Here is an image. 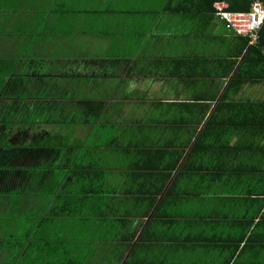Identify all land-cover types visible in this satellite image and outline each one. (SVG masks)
<instances>
[{
	"label": "crops",
	"instance_id": "crops-1",
	"mask_svg": "<svg viewBox=\"0 0 264 264\" xmlns=\"http://www.w3.org/2000/svg\"><path fill=\"white\" fill-rule=\"evenodd\" d=\"M207 4L203 0H0V25L9 27V32H0V53L18 57L27 53L54 74L57 97H42L49 104L52 100L47 115L67 114L76 120L58 125L57 131L77 148L75 154L82 155L84 163L107 171L102 187L98 185L101 189L118 186L120 195L150 190L157 173L168 174L150 166L152 159L168 156L169 162L179 148V129L193 130L180 118L200 114L194 102L220 97L229 82V63L224 59L237 54L241 39L216 16L208 21ZM242 95H249L248 90ZM84 118L95 124L79 123ZM87 145L91 150L81 153L78 147ZM164 194L165 190L157 195L155 208L160 202L169 206ZM255 195L254 190L249 197ZM78 204L74 216L31 219L28 229L40 226L49 235L37 230L15 241L0 238V264H121L141 256L151 264L191 262L188 252L176 254L167 232L145 230L149 218L143 224L136 218L131 228L118 226L123 210L131 212L119 198L95 194ZM257 209L245 211L242 218ZM261 218L248 230L250 220L223 221L228 228L219 236L235 240L237 248L221 239L214 249L207 248L203 261L226 264L230 257L229 264H260L263 214ZM131 229L134 234L129 237ZM151 232L153 240L144 242ZM120 253L124 257L116 263Z\"/></svg>",
	"mask_w": 264,
	"mask_h": 264
},
{
	"label": "trees",
	"instance_id": "trees-1",
	"mask_svg": "<svg viewBox=\"0 0 264 264\" xmlns=\"http://www.w3.org/2000/svg\"><path fill=\"white\" fill-rule=\"evenodd\" d=\"M216 1H227L229 10L240 12L249 11L257 0H209V4L203 0L207 4L208 21L215 16ZM236 34L241 39V48L236 55L224 59L229 63L226 76L230 80L220 97L217 94L195 101L194 105L202 112L193 119L180 118V123L194 127L188 128L189 131L179 129V150L172 152L167 163L168 156L151 161L150 166L156 171L168 174L157 173L150 190H134L125 195L118 194V186L101 189L100 181L107 171L84 163L82 155L75 154L77 148L57 131L58 125L76 120L67 114L47 115L53 98L58 95V90H53V86L58 88L54 74L42 69V64L34 63L27 53L24 57L0 53V195L24 194L20 203L23 208L29 200L28 194L38 190V195L45 197V206L30 217L40 220L74 216L78 203L90 195L116 197L131 207V212L128 208L123 210L119 217L123 221L118 226L131 228L136 218L142 219L141 224L149 218L145 230L167 232L176 254L182 251L190 254L191 262L184 264H216L218 261L214 259L203 261L207 248L214 249L222 240L231 247L237 245L230 237L219 236L220 231L228 228L222 222L244 218L250 220L248 230L254 220L264 215V98L242 95L251 87L264 85V24L253 43L250 35ZM42 97L52 98L50 104ZM79 123L92 125L95 120L84 118ZM87 146L89 152L91 147ZM164 190L163 200L169 206L160 202L155 208L157 195ZM254 190L256 195L249 197ZM232 206L240 209L232 210ZM255 207L258 209L252 215L245 213L242 218L245 211ZM8 208L20 211V205L11 206L9 200H1L0 209ZM37 230H40L38 234L49 235L36 226L22 236L33 235ZM152 238L151 232L143 241ZM129 242L131 245V239ZM123 257L120 253L115 262L121 263ZM224 262L229 264L231 258ZM121 264L151 262L141 256L137 261L127 258Z\"/></svg>",
	"mask_w": 264,
	"mask_h": 264
},
{
	"label": "rangeland",
	"instance_id": "rangeland-1",
	"mask_svg": "<svg viewBox=\"0 0 264 264\" xmlns=\"http://www.w3.org/2000/svg\"><path fill=\"white\" fill-rule=\"evenodd\" d=\"M0 32L3 33L9 32V27L6 24L0 25ZM2 37L7 38L9 36L4 35ZM53 64H56V61L53 62ZM182 86H186V85H182ZM189 87L190 84H188L187 88ZM248 92L250 94L249 97L264 98V85H256L254 87H251L248 90ZM34 117L35 116H32V118ZM37 126H39V124ZM83 127L84 129H86L85 126ZM85 149H86L85 147H81V153H84ZM24 198L25 195L22 193L9 194L7 196L0 195V201L9 200L11 206H15V207L20 205V211L18 213L16 210L13 211L10 208L0 209V238L11 239L15 241L17 237L19 238L20 236L25 235L26 234L25 232L28 229L29 223L32 219V217H30V214L40 211V209L45 206V197L38 195V190L32 191L30 194H28L27 198H29V200L26 204H24L22 208L20 203H22ZM30 201L32 202V205H30Z\"/></svg>",
	"mask_w": 264,
	"mask_h": 264
},
{
	"label": "built area",
	"instance_id": "built-area-1",
	"mask_svg": "<svg viewBox=\"0 0 264 264\" xmlns=\"http://www.w3.org/2000/svg\"><path fill=\"white\" fill-rule=\"evenodd\" d=\"M227 1L214 3L215 16L226 22L228 29L244 35H250L251 43L257 39V32L264 24V3L255 1L249 11H231Z\"/></svg>",
	"mask_w": 264,
	"mask_h": 264
}]
</instances>
